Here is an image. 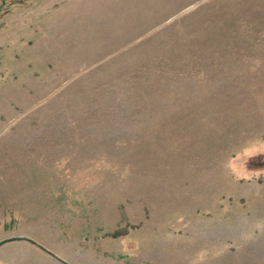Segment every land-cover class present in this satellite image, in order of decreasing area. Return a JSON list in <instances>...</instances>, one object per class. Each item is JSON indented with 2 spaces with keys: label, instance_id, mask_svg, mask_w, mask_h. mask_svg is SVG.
<instances>
[{
  "label": "rangeland",
  "instance_id": "obj_1",
  "mask_svg": "<svg viewBox=\"0 0 264 264\" xmlns=\"http://www.w3.org/2000/svg\"><path fill=\"white\" fill-rule=\"evenodd\" d=\"M236 260L264 262V0H0V264Z\"/></svg>",
  "mask_w": 264,
  "mask_h": 264
},
{
  "label": "crops",
  "instance_id": "obj_2",
  "mask_svg": "<svg viewBox=\"0 0 264 264\" xmlns=\"http://www.w3.org/2000/svg\"><path fill=\"white\" fill-rule=\"evenodd\" d=\"M12 187L15 188L12 184ZM18 188H19V185H18ZM12 193H14L15 195H12V198H15V201H18V205L19 207H13V210L16 209V210H20L22 207L20 206V196H19V192L14 190L12 191ZM17 193V194H16ZM29 211L32 207V205L30 204V206L26 205L25 206ZM33 208V207H32ZM32 210V209H31ZM31 212V211H30ZM90 256H96L94 253H88ZM95 258V257H94ZM95 260V259H94ZM191 264H198V263H195V262H191ZM199 264H264L263 261H246V260H236V261H206L204 263H199Z\"/></svg>",
  "mask_w": 264,
  "mask_h": 264
}]
</instances>
